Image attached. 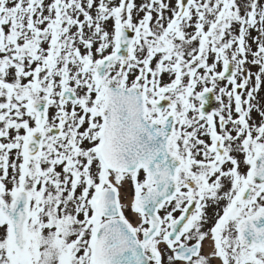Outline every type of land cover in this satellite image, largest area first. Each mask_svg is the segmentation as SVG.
Segmentation results:
<instances>
[{
  "label": "snow or ice",
  "instance_id": "6c2138e0",
  "mask_svg": "<svg viewBox=\"0 0 264 264\" xmlns=\"http://www.w3.org/2000/svg\"><path fill=\"white\" fill-rule=\"evenodd\" d=\"M0 264H264V0H0Z\"/></svg>",
  "mask_w": 264,
  "mask_h": 264
}]
</instances>
